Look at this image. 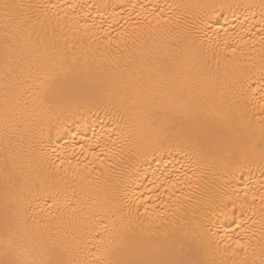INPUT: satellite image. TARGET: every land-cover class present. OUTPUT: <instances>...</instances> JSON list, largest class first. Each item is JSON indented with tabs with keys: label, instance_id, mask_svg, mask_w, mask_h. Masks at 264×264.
Instances as JSON below:
<instances>
[{
	"label": "bare ground",
	"instance_id": "1",
	"mask_svg": "<svg viewBox=\"0 0 264 264\" xmlns=\"http://www.w3.org/2000/svg\"><path fill=\"white\" fill-rule=\"evenodd\" d=\"M23 2L56 7L51 9V21L41 16L31 41H25V54L31 52L33 55L22 65L24 71L20 73V79L23 86L13 93L7 114L0 81V242L3 238L5 156L8 155L5 145L10 141L12 151L8 171L15 181L13 195L28 207L30 225L35 223L32 219L35 216L41 220L45 234L51 231L58 235L67 248L69 259L93 260L92 252L98 251V241L92 237L98 235L100 229L91 232L89 226L96 223L93 216L105 206L113 188L119 187L127 189L124 193L126 201L138 200L143 204L147 200L149 211H153L154 206L170 213L167 217L170 223L162 229L203 241L201 258L224 261L225 264H242L244 261L262 264L264 238L260 233L259 216L254 217L257 222L253 224L248 218L251 213L241 216L238 211L232 222L230 213L225 217L219 211L221 201H227L229 197L235 199L236 191L243 197L244 184L237 183L241 175L256 188L264 182L259 149L264 114L256 109L254 100L251 103L240 100V83L249 77L259 80L261 65L258 60L249 62L246 59L252 55L251 43L245 47L233 42V33L251 39V34L245 33L241 24L247 27L259 19L261 0ZM249 5L254 7L249 9L246 7ZM252 32H256V28ZM209 41H212L211 47ZM232 48L238 51L233 52ZM142 58L164 62L175 58L191 78L207 87L208 107L219 114L212 136L202 150L194 149L187 137L197 131L203 136V130L197 129L192 121L182 123V117H175L173 122V113L161 110L159 117H152V123L146 121L143 127L134 130L130 150L118 159L106 161L103 168L100 161H96L94 167L98 171L91 175L85 172L87 179L73 178L67 162L75 163L76 156L71 153L79 154L82 146L87 147L93 140V132L102 135V142L111 143L118 131H127L120 127L123 122L119 119L113 123L112 119L105 118L104 113L95 108L94 98L104 97L111 111L119 108L117 93L122 91L121 77L127 79L125 66L139 67ZM58 64L70 71L66 77L60 75L45 97L36 88V83ZM2 72L3 45L0 44V74ZM109 91L113 93L111 97L107 95ZM54 96L57 99L54 100ZM109 99L111 104H107ZM64 121H67L64 131L57 133L56 128ZM75 122L82 125L81 131H86V135L74 138L66 134L67 128L75 127ZM208 123L212 124L213 120ZM50 142L51 146H48ZM41 144L47 155L41 151ZM56 155L66 161L59 177H64L63 169L69 167V175L63 179L57 176L48 160L49 156L55 158ZM90 159L80 155L83 163ZM56 163L59 164V160ZM188 176L192 179L186 180ZM156 177H160L157 184L165 178L169 183L165 188H154L150 182ZM177 178L183 183H176L172 189L175 195L171 192L161 195ZM255 203L259 206L258 200ZM176 204L183 205L182 209L177 211ZM132 208L135 211V204ZM143 212L141 207L140 213ZM141 219L147 217H134L133 222L139 225ZM104 222L110 225L108 219ZM238 223H243L249 231L245 233L237 228ZM201 225L207 230L202 231ZM225 233L230 240L222 241ZM236 239H250L247 255L217 252L218 244L234 247Z\"/></svg>",
	"mask_w": 264,
	"mask_h": 264
},
{
	"label": "snow or ice",
	"instance_id": "2",
	"mask_svg": "<svg viewBox=\"0 0 264 264\" xmlns=\"http://www.w3.org/2000/svg\"><path fill=\"white\" fill-rule=\"evenodd\" d=\"M55 7L56 5L51 4L24 3L23 0H0V44L3 45V72L0 74V81L3 86V103L6 114L13 93L23 86L20 79V73L24 71L22 65L33 55L31 52L25 54L27 48L25 41H31L36 25L41 22V16L49 22L51 21V9ZM246 7L251 9L254 6ZM259 7L261 9L259 19L254 24H249L247 27L241 24L243 31L251 34V39L246 40L239 33H233V42L242 43L245 47L249 43L252 44L250 49L252 55L246 59L249 62L259 61L261 65L259 80L249 77L240 83V100L246 103H251L254 100L256 109L264 114V0H261ZM253 28H256L258 36L256 32H252ZM211 45L212 41H209V46L211 47ZM225 46H229L227 41H225ZM216 47H219L218 43ZM232 51L236 52L238 49L232 48ZM73 63L75 64V61ZM132 63L135 66L136 62ZM69 71L70 69L64 65H56L50 73H45L43 79L36 83V88L47 97L52 91L53 83L59 79L61 74L66 77ZM124 72L127 74V79L121 77L120 88L122 91L117 93L120 97L119 108L111 111L106 106L104 97H95L94 99L95 108L102 111L105 118L112 119L113 123L119 119L123 122L120 127L127 131H118L116 138L111 143L102 142V135L93 132V140L88 142L87 147L82 146L79 154L74 151L71 153L76 156L75 163L70 160L67 162L73 178L87 179L84 176L85 172L91 175L92 172L98 171L94 167L96 161H100V167L103 168L106 161L118 159L126 150H130V138L134 139V130L143 127L146 121L152 123V117H159L161 110L173 113V122L175 117H182V123L183 121H192L197 129L203 130V136L200 131H197L194 135L187 137V142L194 149L202 150L215 130L214 122L219 114L215 112L214 108L209 109L208 107L209 91L207 87L198 84L194 78H191L187 69H182L175 58L170 62L145 61L142 58L139 67L128 68L125 66ZM107 95L111 97L113 93L109 91ZM53 99L55 100L57 97L54 96ZM107 104H111L110 99ZM210 119L213 120L212 124L208 123ZM66 123L67 121L60 123L56 128L57 133L64 131ZM81 128L82 125L75 122V127L67 128L66 134L74 138L77 135H86V131H81ZM51 131L52 127L50 126L49 132ZM261 141L259 146L260 171L264 176V120L261 121ZM51 143L48 146H51ZM11 151L12 146L9 141L5 145V152L8 155L5 156L3 238L0 242V264H225L224 261L201 258L203 241L196 238L188 239L187 234L182 235L162 229L163 225L170 223L167 219L170 213L155 209L154 206L153 211H149L147 200L143 204L138 200L126 201L124 193L127 189L119 187L113 188L105 206L93 216L96 223L89 226L91 232H96L97 228L100 229L98 235L92 237L93 240L98 241V251L92 252L93 260L89 262L69 259L67 248L62 244L58 235L51 231L45 234L41 229V220L36 219L35 216L32 217L35 223L30 225L28 207L22 205L19 198L13 195L12 188L15 186V181L12 173L8 171ZM41 151L47 155L43 144H41ZM52 151L56 153L55 148ZM80 155L85 158L91 157V159L88 160V163H83L80 160ZM48 160L59 177L61 166L66 163L65 159L56 155L55 158L49 156ZM56 160H59V164L56 163ZM89 165H93V167ZM63 172L64 177H67L69 167H64ZM64 177L59 178L63 179ZM185 179L191 180L192 177L188 176ZM157 180H160V177H156L150 182L154 188H165L169 183L168 178L159 184L156 183ZM178 182L183 183L177 178L172 182L171 188L160 194L166 195L171 192L172 195H175L172 189H175ZM237 183L244 184L243 197H241L240 191H236L235 199L229 197L227 201H221L219 211L225 217L230 213L232 222H235L238 211L241 216L251 213L248 218L252 219L253 224L257 222L254 217L259 216L260 233L264 238V182L260 184L259 188H256L249 184L245 176L241 175ZM196 186H199V182ZM189 187L193 186L189 184ZM170 198L171 196H169ZM179 199L180 197H177V200ZM188 199H191V196ZM257 200L259 206L255 203ZM133 204H135V211L132 208ZM141 207L144 208L143 213H140ZM182 207L183 205L180 204L175 205L177 211ZM141 216L147 217V219H141L139 225L135 224L133 218ZM105 219L110 221L111 233H109L110 225L104 222ZM148 224L156 226H144ZM236 227L243 229L245 233L249 231L243 223L236 224ZM200 228L202 231L207 230L204 225H201ZM225 238L230 240L228 233H225V236L221 238L222 241ZM234 245L232 247L231 244H224L222 247L221 244H218L217 252L221 255H247L251 241L250 239H236ZM242 264H246V261Z\"/></svg>",
	"mask_w": 264,
	"mask_h": 264
}]
</instances>
